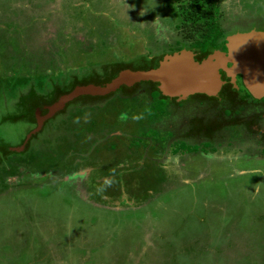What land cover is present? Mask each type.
Returning <instances> with one entry per match:
<instances>
[{
	"label": "rangeland",
	"instance_id": "obj_1",
	"mask_svg": "<svg viewBox=\"0 0 264 264\" xmlns=\"http://www.w3.org/2000/svg\"><path fill=\"white\" fill-rule=\"evenodd\" d=\"M218 1L229 31L264 29V0ZM168 6L0 0V143L19 149L32 135L28 149L0 153V264H264L262 155L220 146L164 164L155 153L163 142L143 134L147 86L104 108L69 106L54 124L64 139L31 133L47 108L14 107L31 79L48 91L108 61L163 52L179 37Z\"/></svg>",
	"mask_w": 264,
	"mask_h": 264
},
{
	"label": "flooded vegetation",
	"instance_id": "obj_2",
	"mask_svg": "<svg viewBox=\"0 0 264 264\" xmlns=\"http://www.w3.org/2000/svg\"><path fill=\"white\" fill-rule=\"evenodd\" d=\"M230 33L233 32L230 31L228 34ZM228 34L225 35L223 44L220 47H216L217 49L226 51V37ZM194 52L195 56L199 53L195 50ZM205 55H201V58ZM231 64L230 62L227 63L228 66ZM220 75L223 83L217 94L194 93L184 99L168 97L165 100L164 110L160 111L159 108H154L155 111L147 118L148 125H146L147 130L143 133L144 138L145 140L149 138L150 142H163L162 145L158 146L159 151L156 150L155 153H163V158L159 159L164 164L171 160L172 155H194L196 152H201L204 155L220 154L223 151L220 146H224V148L236 146L237 152H235L234 147L233 150L229 149L224 152L225 154L233 152L234 154L237 153V155H249L251 158L253 154H260L264 158V96H253L245 87L241 73L231 76L225 70L220 69ZM122 90L115 91L114 94L122 93L121 97L127 98ZM108 98L103 95L80 99L76 103L67 102L63 109L43 120L40 128L33 134L37 138L41 135L43 138L49 139L54 137L52 135L56 134L58 136L61 133V124L58 126L57 131L54 126L59 123L60 117L58 116L64 113L65 110L67 112L69 106L78 104L77 106H82L86 110L92 109L93 106L103 107ZM4 101L6 100L4 99ZM221 102L229 106L222 107L221 110L219 106ZM103 108H100L99 111L103 110ZM95 110H93L94 114ZM93 112L84 113L85 115L81 113L83 115L80 118L81 121L86 124L87 116H92ZM40 113L44 112L40 109ZM232 127H237L240 132L235 131L236 133L234 132V136H232ZM149 131L153 132L148 133ZM59 136L64 139V135ZM28 139L24 144L22 143L23 149H25L27 143L29 147ZM87 142L89 146V143L91 144L89 137L79 142V148H82L83 145L87 147ZM10 147L11 152H14L15 149L12 146ZM208 148H211V150H207ZM147 158L151 160L150 157ZM254 159H257L256 156ZM154 160L156 159L154 158Z\"/></svg>",
	"mask_w": 264,
	"mask_h": 264
},
{
	"label": "water",
	"instance_id": "obj_3",
	"mask_svg": "<svg viewBox=\"0 0 264 264\" xmlns=\"http://www.w3.org/2000/svg\"><path fill=\"white\" fill-rule=\"evenodd\" d=\"M226 51L214 48L200 60L195 52L182 47L163 54L155 67L150 69L118 70L107 82L75 85L47 106L43 115L37 112L38 130L46 118L63 109L67 102L81 95L103 96L115 92L121 86H132L140 81L157 83L160 92L167 97L184 99L194 93L215 95L223 81L220 69L228 75H243L247 90L256 97L264 96V29L236 31L227 37ZM232 63L230 66L227 63ZM30 133L25 138L27 141ZM21 148L15 150H22Z\"/></svg>",
	"mask_w": 264,
	"mask_h": 264
},
{
	"label": "trees",
	"instance_id": "obj_4",
	"mask_svg": "<svg viewBox=\"0 0 264 264\" xmlns=\"http://www.w3.org/2000/svg\"><path fill=\"white\" fill-rule=\"evenodd\" d=\"M168 7L174 14L176 19L175 27L179 31L178 36L173 44L167 45V49L160 53H154L152 50H145L143 53L108 61L101 65L100 68L94 69L87 74H73L67 81L66 77L61 82H55L48 91H37V86L33 85V81L29 82V89L32 90L29 95L22 92L14 102V107L18 110L25 107L26 113L35 106L47 108L49 104L54 102L59 95L70 91L75 85L94 83L100 84L107 82L118 70L123 68L130 69H150L155 67L163 54L172 50H178L182 47L197 51L195 59L200 60L201 55H205L212 48L220 47L225 41V35L230 31L224 26L223 9L218 0H167ZM125 59V60H124ZM67 81V82H65ZM36 85V84H35ZM148 88V97L151 99L149 106H145V114L150 116L155 109L164 110L167 96L163 95L157 87V83L153 81H140L132 86H121L117 91L123 89L127 98H135L139 88ZM115 92H111L106 96L110 97ZM128 93V94H126ZM91 95H81L72 100V103L78 102L80 99L92 98ZM70 103V101H69ZM17 119H21L23 114L14 113ZM146 116V115H145ZM22 119H25L24 117ZM21 119V120H22ZM149 131L148 133H152ZM8 145V144H7ZM28 149V143L25 146ZM11 147L3 146L0 143V153L7 156L11 153Z\"/></svg>",
	"mask_w": 264,
	"mask_h": 264
},
{
	"label": "crops",
	"instance_id": "obj_5",
	"mask_svg": "<svg viewBox=\"0 0 264 264\" xmlns=\"http://www.w3.org/2000/svg\"><path fill=\"white\" fill-rule=\"evenodd\" d=\"M123 165H127V163L126 162H123Z\"/></svg>",
	"mask_w": 264,
	"mask_h": 264
}]
</instances>
